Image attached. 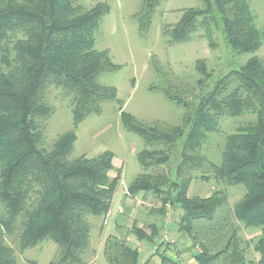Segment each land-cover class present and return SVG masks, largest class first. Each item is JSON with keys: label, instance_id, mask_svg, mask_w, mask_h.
I'll use <instances>...</instances> for the list:
<instances>
[{"label": "trees", "instance_id": "obj_1", "mask_svg": "<svg viewBox=\"0 0 264 264\" xmlns=\"http://www.w3.org/2000/svg\"><path fill=\"white\" fill-rule=\"evenodd\" d=\"M78 1L0 0V264H17L15 250L6 242L17 234L21 252L50 241L57 252L49 264H85L90 219L105 220L117 188L109 176L111 153L68 159L77 141L74 131L62 135L50 151L42 146L39 121L54 113L44 99L48 86L71 96L74 128L100 115L103 101L117 100L116 88L101 85L98 78L120 67L108 51L95 49V35L110 7L98 3L85 11ZM161 1L141 0L134 19L142 36L148 34ZM203 2L205 9H186L178 24L164 28L171 44L190 41L199 26L210 37L215 23L233 54H254L264 45V26L255 27L246 0ZM196 68L202 77L198 84L205 89L195 100L172 88L166 91L186 112L181 126L147 124L122 112L125 130L155 146L141 152L144 173L127 193L132 198L163 195L161 213L169 203L181 210L179 232L198 249L199 264H264V63L252 57L216 79L203 60ZM246 115L254 121L226 137L219 164L210 160L203 144L220 131L221 119ZM173 154L178 155L174 172L162 170L170 167ZM195 180L213 181L216 187L209 197H191ZM232 187H243L244 195L231 206ZM242 227L261 229L257 261H247ZM135 231L141 239L156 235ZM164 246L155 251L162 264H180L167 255L169 243L162 250ZM104 258L107 264H138V251L124 238L110 235Z\"/></svg>", "mask_w": 264, "mask_h": 264}, {"label": "rangeland", "instance_id": "obj_2", "mask_svg": "<svg viewBox=\"0 0 264 264\" xmlns=\"http://www.w3.org/2000/svg\"><path fill=\"white\" fill-rule=\"evenodd\" d=\"M246 1L251 15L255 17V27L262 29L264 0ZM98 3H106L110 13L104 17L95 35V49L108 51L111 61L120 67L117 72L102 74L98 82L116 88L117 100L103 101L100 115L93 114L74 128L71 96L51 85L46 88L44 99L54 113L47 120L39 121L44 150L50 151L62 135L74 131L77 141L69 160L83 156L95 158L105 153H111L113 157L109 173L110 178L117 181L111 201L113 214L108 218V224L104 223V218L90 219V250L84 256L85 264H107L104 242L110 235L124 238L138 251V264H162V257L155 252L162 243L165 245L162 250L169 243L167 255L180 264H199L195 258L198 249L188 236L179 232L181 210L169 203L166 212L161 213L165 208L163 195L148 194L144 197L139 194L135 198L128 195L129 186L138 175L144 173L139 163L141 152L154 149L155 146H147L141 137L125 130L122 112L147 124L160 122L181 126L186 112L167 98L166 91L169 88L181 93L185 99L195 100L205 89H201L198 84L202 79L196 68L198 61L203 60L213 79H216L229 71L240 69L252 57H258L264 63V45L254 54H233L215 23L211 24L210 37L199 26L190 41L171 44L169 36L164 35V28L178 24L186 9H205L203 0H162L146 36L141 35L138 22L134 19L141 0H79L77 6L86 11ZM210 43L213 45L210 46ZM212 80H208L206 86ZM251 121H254L251 115L221 119L220 131L208 136L203 144V152L213 162L220 163L226 137L245 128ZM177 164L178 155L173 154L170 167L161 169L171 170L172 173ZM212 187H216L213 181L195 180L190 186L189 196L206 197L212 194ZM228 193L232 206L243 197L244 188L232 187ZM119 206H123V214H117ZM135 230L149 236L156 232V235L152 239H141ZM165 235L170 239L169 242L164 241ZM260 235V230L255 228H243L240 232L242 247L249 262L254 260L250 243ZM6 242L15 250L17 264H49L57 252V246L50 241L21 252L18 234L7 237Z\"/></svg>", "mask_w": 264, "mask_h": 264}, {"label": "crops", "instance_id": "obj_3", "mask_svg": "<svg viewBox=\"0 0 264 264\" xmlns=\"http://www.w3.org/2000/svg\"><path fill=\"white\" fill-rule=\"evenodd\" d=\"M219 164V163H218ZM213 191H214V187H212L211 188ZM211 194H209L208 196H206V197H209ZM237 203V202H236ZM167 222H169V223H171V221L170 220H167ZM242 229H243V227H242ZM244 229H250V228H244ZM255 229H259L260 230V232H261V229L260 228H255ZM242 231V230H241ZM261 237V235L258 237V238H256L255 239V241H253L252 242V244L250 243V246L252 247V249H253V255H254V260L252 261V262H254V261H257L258 259H259V256H257V252L255 251V245H256V243H257V241L259 240V238ZM243 248V247H242ZM256 253V254H255ZM259 255V254H258ZM246 256V255H245ZM192 257H194L193 255H192ZM248 261V260H247ZM249 262V261H248Z\"/></svg>", "mask_w": 264, "mask_h": 264}, {"label": "built area", "instance_id": "obj_4", "mask_svg": "<svg viewBox=\"0 0 264 264\" xmlns=\"http://www.w3.org/2000/svg\"><path fill=\"white\" fill-rule=\"evenodd\" d=\"M123 213H124V208H123V206H119V207L117 208V214H123ZM112 214H113V210L110 208L109 211L107 212V215H106L105 220H104V223H105V224H108V218H109ZM164 241H165V242H169V241H170V239L168 238L167 235L164 236Z\"/></svg>", "mask_w": 264, "mask_h": 264}]
</instances>
